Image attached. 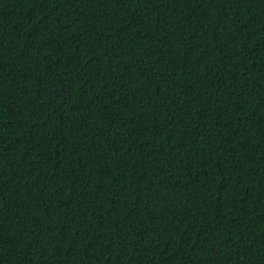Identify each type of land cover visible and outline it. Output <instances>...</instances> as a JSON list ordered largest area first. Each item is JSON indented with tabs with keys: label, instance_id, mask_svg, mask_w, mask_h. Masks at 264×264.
I'll return each instance as SVG.
<instances>
[{
	"label": "trees",
	"instance_id": "1",
	"mask_svg": "<svg viewBox=\"0 0 264 264\" xmlns=\"http://www.w3.org/2000/svg\"><path fill=\"white\" fill-rule=\"evenodd\" d=\"M0 264H264V0H0Z\"/></svg>",
	"mask_w": 264,
	"mask_h": 264
}]
</instances>
